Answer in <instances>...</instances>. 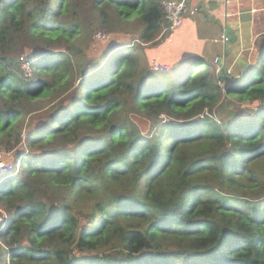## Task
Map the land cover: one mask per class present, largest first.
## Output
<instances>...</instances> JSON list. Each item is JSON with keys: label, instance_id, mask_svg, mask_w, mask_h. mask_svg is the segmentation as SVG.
<instances>
[{"label": "trees", "instance_id": "1", "mask_svg": "<svg viewBox=\"0 0 264 264\" xmlns=\"http://www.w3.org/2000/svg\"><path fill=\"white\" fill-rule=\"evenodd\" d=\"M77 1L0 0V143L22 142L25 102L65 95L29 127L23 171L0 176V264H264V49L225 87L211 62L152 70L123 46L89 58ZM93 4L137 22L133 44L171 25L163 0ZM57 41L70 53L35 52L25 77L12 50Z\"/></svg>", "mask_w": 264, "mask_h": 264}, {"label": "rangeland", "instance_id": "2", "mask_svg": "<svg viewBox=\"0 0 264 264\" xmlns=\"http://www.w3.org/2000/svg\"><path fill=\"white\" fill-rule=\"evenodd\" d=\"M93 2L94 0H78L74 3L75 8H73L71 11L72 15H74V13L76 12L77 18L83 21L84 27H82L83 34L85 33V39L82 35V37L78 41V45H80L81 48L83 47V49L86 50L85 53H87L89 58L99 59L111 48H114L115 46H123L124 48H126L127 52L136 50L135 54L139 57L137 63H140L141 68L144 66H150L152 70H155L153 68L155 60H158L160 63H163L161 58H159V50L160 48H162L166 40L162 38L161 32L155 39L153 38V41L148 40L143 42L141 45L133 44L131 43L132 39L137 36H140V25L134 21L129 22L118 20V13L116 14L114 8L104 5L99 9L94 6ZM43 49L51 51V54H53L54 56L55 54H57L54 51H66L67 53H70L69 49H67V46L65 43H63V41H57L53 45H49L44 42H37L28 43L23 47H17L15 50H12L14 51L13 56L18 62H21V68L22 71L25 72V77H34L32 71V62L28 57L34 55L37 51H42ZM119 49H122V47H120ZM74 60H76L75 56ZM115 65L116 61L113 65L108 62L107 71H109V73L112 72L113 69L116 67ZM247 72H244V74L241 76H244ZM250 74L251 73H248L247 77H245L244 80L247 81L250 78ZM222 85L224 87L226 86V84L223 83ZM62 96L64 97L65 95L61 94V97ZM61 97L59 98V94H53L48 97H42L38 101H34L31 103L25 102L27 105L21 106L22 115L19 117L18 123L23 125L24 133L22 136V142L20 144L14 145V147H7V145L3 143L5 142L6 138H3L0 143V150L4 153L5 162L8 165H13L12 169L10 170V174H12V176H18L23 171V157L21 155L18 156L20 154V151L24 150V152L27 153L25 160H29L31 157V153H33L32 151H26L24 144L28 137L29 127L34 128L35 126H39L41 123H43L50 114V111L47 110L54 102L59 101ZM221 102L225 105V109L227 111L238 110L241 107L240 105L233 104L228 100L222 99ZM226 115L227 113H224V116ZM131 116L140 125L143 132L147 133L151 124L150 118L146 114L137 113H132ZM5 172L0 173V176ZM212 189L216 190V188ZM218 189L222 190L228 195L243 198L242 194L234 190L232 191L231 189L222 188ZM9 216L10 213L5 209L4 204L0 203V228L3 224L5 225L4 227H6ZM0 243L3 248L8 247L7 241H4L1 237ZM74 253L78 256L84 255V253H80L77 250ZM7 261L8 264H11V259L9 257H7Z\"/></svg>", "mask_w": 264, "mask_h": 264}, {"label": "crops", "instance_id": "3", "mask_svg": "<svg viewBox=\"0 0 264 264\" xmlns=\"http://www.w3.org/2000/svg\"><path fill=\"white\" fill-rule=\"evenodd\" d=\"M186 2L197 12L185 14L184 23L174 32L173 40L165 41L160 48L159 58L170 63L192 58L197 63L211 62L217 70L218 64L226 60L233 78L241 77L264 49V0ZM227 27L236 34L230 43ZM231 79L218 81L227 86Z\"/></svg>", "mask_w": 264, "mask_h": 264}, {"label": "built area", "instance_id": "4", "mask_svg": "<svg viewBox=\"0 0 264 264\" xmlns=\"http://www.w3.org/2000/svg\"><path fill=\"white\" fill-rule=\"evenodd\" d=\"M163 8L165 17L171 22L170 27H166L161 31V36L167 35L166 41H172L174 37L175 29L182 26L184 23V17L187 12L196 13L197 9L189 7L186 0H163ZM219 58L216 59V62ZM153 68L155 70H167L171 68V65L160 63L158 60L154 61ZM13 165H8L5 162L3 151L0 150V173L12 169Z\"/></svg>", "mask_w": 264, "mask_h": 264}, {"label": "water", "instance_id": "5", "mask_svg": "<svg viewBox=\"0 0 264 264\" xmlns=\"http://www.w3.org/2000/svg\"><path fill=\"white\" fill-rule=\"evenodd\" d=\"M226 33L229 36V38H231L229 40V43L233 40V38L234 39L236 38V34L233 32V30L230 27H227ZM218 65L220 67L218 70V76L221 82H225L226 80L234 77L233 74L230 73V69L228 68L226 60H222Z\"/></svg>", "mask_w": 264, "mask_h": 264}, {"label": "clouds", "instance_id": "6", "mask_svg": "<svg viewBox=\"0 0 264 264\" xmlns=\"http://www.w3.org/2000/svg\"><path fill=\"white\" fill-rule=\"evenodd\" d=\"M18 156H19V155H18ZM5 173H10V172L7 171V172H5ZM3 225H4V224H3Z\"/></svg>", "mask_w": 264, "mask_h": 264}]
</instances>
